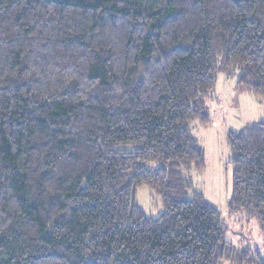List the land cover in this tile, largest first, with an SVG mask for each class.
Returning <instances> with one entry per match:
<instances>
[{
    "label": "trees",
    "instance_id": "obj_1",
    "mask_svg": "<svg viewBox=\"0 0 264 264\" xmlns=\"http://www.w3.org/2000/svg\"><path fill=\"white\" fill-rule=\"evenodd\" d=\"M220 74L264 96V0H0V264H264L187 174ZM228 138L264 221V121Z\"/></svg>",
    "mask_w": 264,
    "mask_h": 264
},
{
    "label": "rangeland",
    "instance_id": "obj_2",
    "mask_svg": "<svg viewBox=\"0 0 264 264\" xmlns=\"http://www.w3.org/2000/svg\"><path fill=\"white\" fill-rule=\"evenodd\" d=\"M212 122L193 123V131L206 151V167L187 173L196 191L222 213L226 223V240L236 248L259 250L264 256V221L246 211L232 212L229 200L232 189V151L228 135L264 121V96L237 87V77L220 74L216 92L208 99ZM193 193H190V197ZM136 203L153 218L164 212L161 194L149 185L138 187Z\"/></svg>",
    "mask_w": 264,
    "mask_h": 264
}]
</instances>
